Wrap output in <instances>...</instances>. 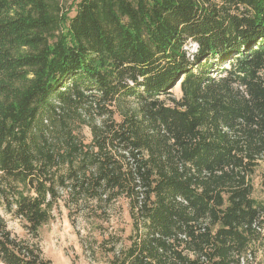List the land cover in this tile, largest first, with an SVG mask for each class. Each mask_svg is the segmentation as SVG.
<instances>
[{
	"label": "trees",
	"instance_id": "trees-1",
	"mask_svg": "<svg viewBox=\"0 0 264 264\" xmlns=\"http://www.w3.org/2000/svg\"><path fill=\"white\" fill-rule=\"evenodd\" d=\"M262 161L264 0H0V206L27 234L0 213V263L53 264L60 200L125 198L110 264H252Z\"/></svg>",
	"mask_w": 264,
	"mask_h": 264
},
{
	"label": "rangeland",
	"instance_id": "rangeland-1",
	"mask_svg": "<svg viewBox=\"0 0 264 264\" xmlns=\"http://www.w3.org/2000/svg\"><path fill=\"white\" fill-rule=\"evenodd\" d=\"M186 48L192 56L197 51V44L189 40ZM172 94L177 97L181 95L179 85L172 89ZM80 135L86 142L92 138L87 126L80 128ZM263 177L264 161L253 175L254 196L260 200H264L261 185ZM0 213L11 230L19 236H27L20 219L13 217L3 206H0ZM54 213L55 218L40 229L41 246L53 264H110L113 258L110 249L119 251L129 243L132 220L125 198L110 204L93 201L90 205H84L82 210L74 209L72 213H69L64 201L60 200ZM258 248L252 257V264H264V245L261 243Z\"/></svg>",
	"mask_w": 264,
	"mask_h": 264
}]
</instances>
